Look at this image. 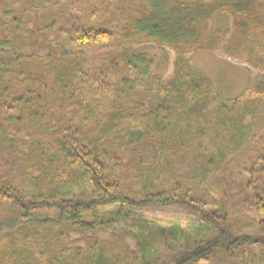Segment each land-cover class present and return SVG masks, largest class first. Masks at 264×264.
<instances>
[{
    "label": "trees",
    "instance_id": "16d2710c",
    "mask_svg": "<svg viewBox=\"0 0 264 264\" xmlns=\"http://www.w3.org/2000/svg\"><path fill=\"white\" fill-rule=\"evenodd\" d=\"M217 16L231 24L211 35ZM227 33L228 56L264 62V0H0V264H241L254 248L264 264V90L209 108L188 60L165 83L130 48L182 56ZM111 206L182 207L210 231L178 246L177 225L133 220V248L105 242Z\"/></svg>",
    "mask_w": 264,
    "mask_h": 264
},
{
    "label": "rangeland",
    "instance_id": "374dc122",
    "mask_svg": "<svg viewBox=\"0 0 264 264\" xmlns=\"http://www.w3.org/2000/svg\"><path fill=\"white\" fill-rule=\"evenodd\" d=\"M230 24V19L225 20L217 16L210 22L209 32L211 35L220 34L226 26L230 27ZM227 37L228 33L225 36H221L220 44L212 50L198 49L193 53L182 56L175 54L168 48L158 47L154 43L133 45L130 48L146 52L154 58L152 69L161 75L160 80L165 83L174 73L176 59L182 58L188 60L190 65L203 73L213 85L216 102L214 101L209 104V108H211L219 102L225 103L227 101L241 100L255 95L257 91L264 90V62H262L264 61V52H258L257 60L262 63H259L257 66L243 52H241L240 58L228 56L225 52ZM22 50L24 51L25 47H22ZM19 137L23 138L24 134H19ZM46 153L49 156L50 154L52 155L51 150H47ZM79 192H81V189L74 190V193ZM83 192L89 195L91 193L90 186L87 185ZM97 214L106 220L104 223L105 231L100 235V238L105 242H109L112 241L113 237H117L127 244L129 248H133L135 245V242L128 234L136 230L132 223L133 220H147L156 226L164 228L168 227L169 224L177 225L186 235L185 239L177 241L178 246L184 245L185 241H188L187 238L191 240L202 237L210 231L204 221L186 209L177 206L146 207L141 209H126L111 206L98 209ZM38 215L40 217L55 216L54 211L51 210L40 211ZM241 229L243 232L251 233L253 231V228L249 225L243 226ZM77 237L74 233L71 236V238ZM112 247L109 246L107 248ZM122 249L124 248L122 247ZM240 262L241 264H262L259 263V250L254 248L246 252Z\"/></svg>",
    "mask_w": 264,
    "mask_h": 264
}]
</instances>
